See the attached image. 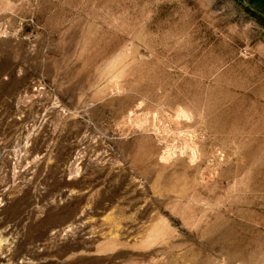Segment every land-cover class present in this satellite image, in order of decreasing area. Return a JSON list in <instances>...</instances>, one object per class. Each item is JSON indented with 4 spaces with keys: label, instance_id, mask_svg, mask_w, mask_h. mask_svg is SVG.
<instances>
[{
    "label": "rangeland",
    "instance_id": "374dc122",
    "mask_svg": "<svg viewBox=\"0 0 264 264\" xmlns=\"http://www.w3.org/2000/svg\"><path fill=\"white\" fill-rule=\"evenodd\" d=\"M0 264H264V15L0 0Z\"/></svg>",
    "mask_w": 264,
    "mask_h": 264
},
{
    "label": "water",
    "instance_id": "95a60500",
    "mask_svg": "<svg viewBox=\"0 0 264 264\" xmlns=\"http://www.w3.org/2000/svg\"><path fill=\"white\" fill-rule=\"evenodd\" d=\"M250 8L262 15H264V0H244Z\"/></svg>",
    "mask_w": 264,
    "mask_h": 264
}]
</instances>
